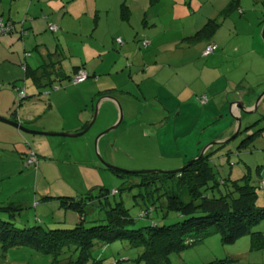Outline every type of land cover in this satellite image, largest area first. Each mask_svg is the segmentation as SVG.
<instances>
[{
	"label": "rangeland",
	"instance_id": "obj_1",
	"mask_svg": "<svg viewBox=\"0 0 264 264\" xmlns=\"http://www.w3.org/2000/svg\"><path fill=\"white\" fill-rule=\"evenodd\" d=\"M82 1L84 2L83 9L88 11V17L80 23L83 35L80 39L76 35H69L72 50H59L63 53L60 70L61 73L71 77L72 68L85 63L87 71L84 72L89 76L84 81L85 85L90 87L95 83L96 85L93 87L97 91L105 89V87H113L117 82L123 80L120 73L108 74L114 61L117 62L119 68L128 66L129 63L146 66L148 68L145 72H142L139 66L140 73L146 74L148 71V77L152 76L156 70L153 67L156 64L160 65V68H164V70L159 73V81L154 85L160 86L161 97H163V87L166 85L164 83L168 79L171 85L175 82L173 85L175 92L179 89H187L191 84L189 80L194 76L197 77V81L200 80L202 75L197 70L200 71L202 65L208 60V58L202 57V52L207 48V45L215 44L218 50H228L225 56L228 53L231 55L229 58L227 56L226 58L211 59L210 66L219 69L206 70L202 83L199 81L194 86L195 89L200 90L204 86V88L207 87L205 84H210L208 88L212 84L213 88L202 92L199 99L195 96L190 99L186 91V96L191 103L190 110L195 113L196 119L188 120L178 117L180 119L177 118V127L182 126L188 131L182 136H176L172 132L174 131L172 128V131L168 132V135L166 134L168 144L165 149L158 148L154 137H143L142 133L148 130L147 127L141 129L135 124L130 126L127 131L125 113L134 115L140 107L144 106L142 109L145 113L138 122L141 123L153 119L156 114H159L158 110H161L160 105L150 100L152 99L151 95L154 96L155 92L151 89V83L145 81L146 83L143 82L141 87L146 91L148 97H146V101L140 102L139 108L138 103L133 105L129 100L125 101L121 97L114 98L122 109V124L103 135L102 137L105 138L100 142V145L98 142L101 137L97 139L95 145L97 136L114 126L118 120V111L113 116L115 111L112 108L106 110L100 117L97 112L96 121L90 130L83 136L74 139L75 141L46 136V139L53 141L54 151L53 154L50 153L51 156L48 160L44 156L39 157L40 162H43L44 159L46 161L42 168H37V166L27 168L23 166V163L19 165L14 162L16 157L13 154L5 155V152L0 150V176L2 172L15 174L14 177L3 182L0 181V187L3 188L1 198L4 202L2 203L3 205L13 203L22 208L13 224L18 228L35 225L45 229L72 228L75 226L77 215L60 209L57 200L43 201V198L78 197L91 190L93 193H97L99 188H105L110 192L121 190L115 197H109L110 204L122 201L130 215L136 219V225L147 226L151 220L137 219L138 213L143 208L140 201L146 202L138 196L140 193L145 195L144 188L139 190V188L133 187L128 190V187L138 184L142 180L141 175L129 174L125 177H118L104 168L100 160L110 166L130 172L172 171L182 168L194 159L189 160L188 158L187 162L181 165V157L178 153L185 152L188 157L192 156V151L187 149L193 145L195 148H200V152L206 146L211 145L214 152L210 163L219 178L238 180L248 173L251 184L257 186L260 179L264 178V95L260 98L264 93V37L262 34L264 31L262 16L264 0H239V8L230 0H97L98 5L101 6L96 8L100 11L98 15L95 14L94 8L89 7L90 4H94L93 0ZM160 1L163 2L161 5ZM122 2L129 8L127 18L121 15ZM104 10H107V13H104ZM208 20H214L218 25L213 34L200 40L190 39L203 28ZM142 29H146L148 35H156L155 45L150 47L151 50H138V42L143 40L139 37L142 35ZM147 34L146 37L149 38ZM116 38L121 39L123 44L130 45V48L135 46V50H122L125 45L119 46V42L115 43ZM76 42L79 43L76 44ZM102 44L107 50H103ZM237 46L239 50H242L239 54L243 52L240 56L232 53V50H235ZM36 54L33 53L30 60H33ZM191 62L194 63L196 71L191 69L193 67L190 65L184 68L176 66L177 63L191 64ZM219 63L225 65L221 66ZM95 66L96 69H94ZM22 69L24 70V67ZM13 70L21 74V79L16 82L15 89L9 88L15 100L16 111L21 110L23 106H29L28 102L33 98H45V93L53 90V88H44L46 90L41 89L39 92L35 90L33 97L31 93L34 88L29 80H25V75L23 77L20 67L17 66ZM58 70L55 67V72ZM184 79L188 82L185 86L181 83ZM226 80L227 83L228 80L230 81V85L224 89ZM64 82L66 85L69 84L72 90L76 85L69 83L66 79ZM59 83L55 82L56 85ZM23 87L26 88L27 98L23 99L22 105L18 107L17 91L18 88ZM236 91L244 93L242 101L245 109L239 110L238 117L230 112L231 103L238 101L235 96ZM203 97H205L204 102L202 101ZM172 98L176 100V98ZM249 105L253 108L251 111L246 110ZM34 107L40 108V105ZM152 110L156 112H152ZM23 111L25 109L20 113L22 114ZM39 113L40 110L37 111L36 116ZM176 115L178 112L173 117ZM205 116L206 118H204ZM237 118L240 119L241 124L238 132ZM40 119L44 118L37 116L34 120L39 122ZM30 120L31 118H22L20 122L25 127H29ZM113 120V124L110 125L109 123ZM106 126L108 127L105 128ZM0 128L9 130L7 125H1V123ZM22 135L23 137L16 140L14 144L26 151L29 150L27 142L31 147L33 146L30 142L31 138L44 137ZM245 139H251L247 147L238 148ZM83 140L91 144L88 150L84 148L83 143L78 144ZM2 141H0V146H2ZM62 141L77 143L63 145L60 143ZM103 144L107 147H104ZM220 145L222 148H219ZM17 167H20L21 172L16 174ZM221 190L223 191V189ZM257 193V205L264 206V190H257ZM134 196L136 197L134 198ZM88 208L85 226L103 224L104 210H100L96 204ZM159 210L150 214L154 221L161 219L162 212ZM68 214H71L72 221L66 217ZM0 218L5 220L6 215L2 214ZM178 220H180L178 216H173L165 219L164 223L171 224ZM51 221H60L62 224L49 227ZM252 231L262 232L264 235V221ZM139 251L131 248L126 241H116L109 245L97 244L92 253L94 258L101 257L102 264H137L134 260ZM69 259L70 254L63 251L57 260L60 261V264H64ZM72 259L74 260V257ZM222 259H229L230 264H264V249L250 251L248 237L239 239L230 245H223L220 236L215 234L207 237L199 245L185 249L180 255H172L170 260L172 264H207ZM52 262L51 255L41 254L30 248L20 247L4 252L0 247V264H52Z\"/></svg>",
	"mask_w": 264,
	"mask_h": 264
},
{
	"label": "trees",
	"instance_id": "obj_2",
	"mask_svg": "<svg viewBox=\"0 0 264 264\" xmlns=\"http://www.w3.org/2000/svg\"><path fill=\"white\" fill-rule=\"evenodd\" d=\"M128 13V8L122 5L121 15L127 18ZM0 23L8 26V30L0 34V37L12 33L14 28L12 22L0 19ZM217 26L214 20H208L190 39L200 40L210 37ZM49 29L56 30L53 26H49ZM141 44L146 45L148 41L142 40ZM58 64L60 61L50 64L53 69L46 66L41 71L26 70L25 79L30 80L38 91L44 88L56 89L58 88L54 84L56 81L66 79L70 82L80 71H85L82 69L84 64L75 66L72 68L74 75L70 77L61 73V68L59 72H55V65ZM88 77L87 74L86 79ZM70 83H73V80ZM21 103L20 101V106ZM13 113L14 111L12 115ZM87 124L88 122L80 130H83ZM250 140H243L238 148L247 147ZM222 145L219 148H222ZM201 152L199 149L194 159H191L198 158ZM213 152L210 147L204 152L203 157L193 164L187 167L184 166L189 162L186 165L182 164L184 169L181 171L166 174H125L102 165L118 177L129 174L141 175L142 180L128 187V190L133 187L139 190L144 188L145 195L140 193L138 196L146 202L140 201L143 208L138 213L137 219L151 220L147 226H137L136 219L130 215L122 201L110 204L109 197H115L121 190L110 192L105 188H99L97 193L91 190L78 197L43 198V201L55 199L60 209L77 215L75 226L72 228L45 229L37 225L18 228L13 221L22 208L13 203L0 204V215H6L5 220L0 218V247L4 252L20 247L30 248L38 253L51 255L52 264H60L57 259L63 251L70 254L69 261L64 264H102L101 257H93L92 252L97 244L109 245L116 241H126L131 248L140 250L134 260L135 263L172 264L170 260L172 255H180L185 249L199 245L207 237L218 234L223 245H230L248 237L249 250L261 251L264 249V235L252 229L264 221V206L257 205V190H264V178L260 179L257 186L251 184L248 173L238 180L219 178L210 163ZM27 157L28 151L22 158L23 163ZM37 164L31 167H36ZM94 204L100 210H104V223L86 227L87 209ZM157 209L162 212L161 219L154 221L150 214ZM70 216L71 214H68L66 217L70 218ZM173 216H178L180 220L171 224L164 223L165 219ZM56 224L62 223L51 221L49 227ZM207 264H230V260H216Z\"/></svg>",
	"mask_w": 264,
	"mask_h": 264
},
{
	"label": "crops",
	"instance_id": "obj_3",
	"mask_svg": "<svg viewBox=\"0 0 264 264\" xmlns=\"http://www.w3.org/2000/svg\"><path fill=\"white\" fill-rule=\"evenodd\" d=\"M93 1L94 4H90L89 7L94 8V11H96L95 14L98 15L100 14V11L96 8H100L101 6L98 5L97 0H93ZM237 1L238 2H236V0H232V3L239 8L240 3L239 0ZM83 3L84 2L82 0H0V19L4 21L12 22L14 25L12 33L0 37V117L13 120L12 112L15 110V106H14L15 100L13 99V94L9 88L11 87L12 89H15L17 85L16 82L19 81V79H21L20 72L14 71L13 69H16V67L19 66L21 69L20 71L23 73V77H24L26 70L34 71L35 69H38L41 71L46 66H49L51 69H53L50 64L55 63L56 61H60V65L59 64L55 65V67L58 69L61 68L63 53L62 51L59 50H64V51L72 50V48L70 47L69 35H76L78 36V39H80L83 35L80 28V23L86 17H88V11L83 9L84 6ZM162 3L163 2L160 1V5ZM122 5H125L127 7V5L124 2L121 3V6ZM104 13H107V10H104ZM262 16L264 21V10L262 12ZM49 26L55 27L56 30L51 31L49 29ZM141 32L142 35L141 36L138 35V36L141 37L143 40H147L148 44L142 45L141 41H139L138 42L139 46L136 45L138 47V50H151V48L154 47L155 45L154 41L156 39L155 38L156 35H148L146 33V29H142ZM146 34L151 39L146 37ZM262 34L264 37V31ZM117 39L118 38H116V40ZM114 42L117 43V41ZM78 43L79 42H76V44ZM126 44H123L122 42V44H119V46L125 45L122 50H135L136 48L135 46L133 48H130L129 47L130 45H126ZM101 47L103 48V50H107L104 44H102ZM26 50H30V51H26ZM240 51L242 50H239V47L237 46L235 50H232V53L234 52L233 54H237L238 56ZM227 52L228 50L216 49V51L213 52L210 56L203 57V58H208V60L204 63V65H202L200 71L194 68L193 62H191V64L177 63L176 66L177 68L180 67L184 68L185 66L188 65L192 66L193 68L191 69H195V71L197 70V72H199V74L202 75L199 80L202 83L203 75L206 70L214 71L215 69H219L218 67L210 66L209 63L210 60L214 58L217 59L219 57L226 58L227 56L229 58L231 53H228V55L225 56V53L227 54ZM33 53L35 54L37 53L38 55L36 54L34 59L30 60V58H32ZM26 54H28V56H26ZM241 54H243V52L240 53L239 56ZM83 64L84 67L82 69L87 71V68L85 67L86 64L85 63ZM143 64L145 63L143 62ZM219 64L221 66L225 65L222 63ZM139 66L129 63L128 66L119 68L117 62L114 61L111 65V68L108 71V74L116 75L120 73L123 76V80L117 82L116 85H114L113 87H105V89H99L97 91L93 87L96 85L95 83L92 84V86L87 87L85 85V82H83L80 84H76L75 87L73 88L74 90L73 91L69 86V84L66 85V82L59 81L60 83L56 85L58 88L53 89L51 92L45 93L47 94L45 95V98L43 97L33 98L31 101L28 102L29 106L26 107L23 106L21 110L19 111L15 110V111L17 114H19V117L21 116L22 118H26V119L31 118V120L28 122L30 126L26 127L29 128V130H37L39 132L44 131L45 133L51 132L53 134H61L62 132H65L66 134L78 133L81 131L80 129L84 127L87 122L88 123L90 122L89 120L93 116L92 114H94L95 110L96 112H98V117H100L102 116V114H104L106 110H110V108H112L115 111L113 116H115V113L117 114L119 104L115 101L114 98L117 99L118 97H121L125 101L129 100V102L133 105L134 103L136 104L138 103L137 105L139 108L140 102L144 100L146 101V97H148L146 91L142 89L141 84L143 82L146 83L145 81H149V83H151V89L154 90L155 92L154 96L153 94L151 95L152 99L150 100H152V102L155 101L158 105H160L161 110H158L159 111L158 113L160 115L156 114L153 117V119L138 123L143 118V114L145 113V111L142 109L144 108V106L140 107L139 110L135 112L134 115L133 114L131 115V113L130 114L125 113L124 118H127V120L125 121L127 122L126 124L127 131L129 130L130 126H133L135 124H137L138 125L137 127L141 129L147 127L148 130L145 133H142L143 137L146 138L154 137L158 148L160 150L165 149L167 148L166 144H168L166 138L168 132L172 131V128L174 130L172 132L176 136H182L185 132L188 131L187 129H183L182 126L177 127V120L180 119L178 117H183L188 120L190 118L196 119L194 116L195 113L194 112L192 113V111L190 110L191 109V103H189L190 99L193 98L194 96L197 99H199V97L201 96L200 94L202 92H204L205 90H210L211 88H213V86L211 84V87L208 88L209 87L208 85L210 84H205L207 85L206 88H204L205 87L204 86L203 89L200 90L195 89L194 86L199 81H197V77L194 76L193 79L189 80L191 81V84L188 86L187 89L185 90L179 89L177 92H175L173 88L175 82L171 85L168 79L166 80V83H164L166 85L163 87V97H161L162 92L160 91V86L158 87L157 85L156 87L154 84L159 81L158 80L160 78L159 73L162 70H164V68H160V65L156 64L153 67L156 69L154 70L153 75L148 77L147 76L148 71L146 72V74L140 73V67L142 72H145L148 67L143 65L140 67ZM21 67L22 68L24 67V70ZM94 69H96V66L94 67ZM135 69L137 71H134ZM71 72L72 75L71 74L70 75L72 77L74 75L73 69ZM181 83H183V86H185V84H187L188 82L185 81L184 79ZM229 85H230V81L228 80L227 83L226 80V84L223 86V88L227 89V86ZM32 87L34 88V91L31 93V95L34 97L33 94L37 89L33 85ZM186 91L188 92V96L190 99L187 98ZM37 92L39 91L37 90ZM104 92H107L109 94H103ZM71 93L74 95H72ZM243 95H244L243 92L240 91L235 92V96L238 100L237 102H240L243 99ZM172 97L176 98V100H173ZM39 105L40 108L34 107ZM18 107H20V105H18ZM29 108L30 110H28ZM23 109H25V111H23L21 114L20 112ZM252 109L253 108L251 105L246 107L247 111ZM38 110H40V113L37 116H39V118L43 117L44 119L43 120L40 119L41 121L36 122V120L34 119L37 117L36 113ZM152 112H156V111L152 110ZM176 112H178V115L173 117V115L176 114ZM232 114L238 117L239 112L233 109ZM204 118H206V116ZM114 120L111 121L109 124L112 125ZM120 124H122V121ZM108 126H106L105 128H107ZM7 127H9V130H4V128H0L1 131L0 141L4 139V141H2V146H0V150L2 152H5V155L13 154V156L16 157V158L14 157L15 158L14 162L20 165L21 163H23L22 158L27 151L23 148L17 147V145L14 143L16 140H20V138L23 137L22 135L23 133L10 126ZM30 136H42V135H30ZM61 138H65V137H61ZM99 138L98 137L96 138L95 145L97 139ZM104 138L105 137L101 136V139L98 142L99 145L100 142L104 140ZM65 139H71L75 141L74 139L76 138H65ZM30 142L33 146L31 147V145H29L28 148H32L31 150L34 151V153L38 157L37 168L44 167L46 164L45 159L48 160L49 156H51L50 153L54 151L52 146L53 141L46 139V136H44L40 138H31ZM60 143L64 145L66 143L75 144L77 142L62 141ZM80 143H83L84 148L87 150L91 145L90 143H88V141L85 140H83L82 142H78V144ZM103 146L107 147L105 144H103ZM209 148L210 147H205L203 149L204 152ZM199 149L200 148H195L194 145L189 146V149L187 150H189L190 152L192 151L191 152L192 156L189 157L185 154V152L182 153L178 152L181 157V161H180L181 165L184 164V162H186L188 158L189 159L193 158L195 154L199 151ZM43 156L45 159L43 162H40L39 157H43ZM16 170H17L16 174L21 172L20 167H17ZM14 176L15 174L12 175V172L9 173L2 172V175L0 176V181L3 182L4 180ZM2 192H3V188L1 189L0 187V204H3L2 202H4L3 198H1ZM72 219L73 218L70 217V221H72Z\"/></svg>",
	"mask_w": 264,
	"mask_h": 264
},
{
	"label": "water",
	"instance_id": "obj_4",
	"mask_svg": "<svg viewBox=\"0 0 264 264\" xmlns=\"http://www.w3.org/2000/svg\"><path fill=\"white\" fill-rule=\"evenodd\" d=\"M263 95H264V93L261 94L260 98ZM235 104H236L237 109H239V110H243L244 109V105H243V101L242 100L240 102L235 103ZM96 115H97V112L95 110V112H94L90 122L87 124V126L83 130H81L80 132L75 133V134H66V133L53 134V133L32 131V130H29V129L23 127L20 124H17L15 122H13L11 120H8V119H5L3 117H0V123L8 125V126H10L12 128H15V129L19 130L21 133L27 134V135H42V136H50V137L78 138V137L83 136L85 133H87L89 131V129L92 127V125L94 124V122L96 120ZM122 118H123L122 109H121L120 106H118V120H117L116 124L114 126H111L108 129H106L105 131L101 132L97 137L99 138V137L109 133L110 131L115 130L120 125V123L122 121ZM236 121L238 122V124H237V132H238L240 130V125H241L240 124V119L237 118ZM209 146H211V145H209ZM203 154H204V150L200 153L198 158H196L195 160L190 161L189 164H187L184 167H187V166L193 164L197 159L202 158ZM100 161H101V164L104 165L106 168H109L111 170H116L118 172L125 173V174H128V173H131V174L165 173L166 174V173L179 172L182 169H184V167H182L180 169H177L176 171H171V172H168V171H138V172H130V171H125V170H121V169L115 168L113 166H110V165L106 164L103 160H100Z\"/></svg>",
	"mask_w": 264,
	"mask_h": 264
},
{
	"label": "built area",
	"instance_id": "obj_5",
	"mask_svg": "<svg viewBox=\"0 0 264 264\" xmlns=\"http://www.w3.org/2000/svg\"><path fill=\"white\" fill-rule=\"evenodd\" d=\"M53 29V28H52ZM8 30V26L0 23V34L6 32ZM119 43H121V41L118 39L117 40ZM217 49L215 44H210L207 46V48L202 52V56H208L210 54H212L213 52H215ZM87 75L85 72L80 71L75 78L73 79V83H80L82 81H84L86 79ZM20 96H23V92H20ZM202 101H205V97L202 98ZM35 164H37V159L36 156L31 152L28 154L27 160L24 163V167H31L34 166Z\"/></svg>",
	"mask_w": 264,
	"mask_h": 264
},
{
	"label": "flooded vegetation",
	"instance_id": "obj_6",
	"mask_svg": "<svg viewBox=\"0 0 264 264\" xmlns=\"http://www.w3.org/2000/svg\"><path fill=\"white\" fill-rule=\"evenodd\" d=\"M211 55V54H210ZM208 57V56H207ZM20 92H23V96L21 97L20 96ZM17 98H18V101L20 102V101H22L23 99H26L27 98V96H26V88L25 87H23V88H18V91H17ZM19 102H18V105H19ZM237 103V102H236ZM233 109H235L236 111H238L239 112V109H237V107H236V104L235 103H231V105H230V111H231V113H232V110ZM245 109V108H244ZM249 111H251V110H249ZM14 115H13V120H11V121H13V122H15V123H17V124H20V125H22L21 124V118L19 117V114H17L16 113V111L14 110V113H13ZM6 119V118H5ZM8 120H10V119H8ZM2 124V123H1ZM8 126V125H7ZM23 126V125H22ZM24 127V126H23ZM26 128V127H25ZM28 129V128H27ZM33 131V130H32ZM38 132V131H37ZM27 146L29 147V144L27 143ZM206 147H211V146H206ZM29 150H28V154L29 153H33L34 155H36L35 153H34V151H32L31 150V148H28ZM37 157V156H36ZM37 159V158H36ZM38 160V159H37ZM23 166H24V163H23Z\"/></svg>",
	"mask_w": 264,
	"mask_h": 264
}]
</instances>
